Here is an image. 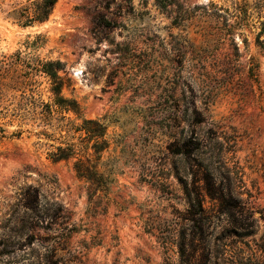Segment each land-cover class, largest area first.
Segmentation results:
<instances>
[{
    "label": "rangeland",
    "instance_id": "1",
    "mask_svg": "<svg viewBox=\"0 0 264 264\" xmlns=\"http://www.w3.org/2000/svg\"><path fill=\"white\" fill-rule=\"evenodd\" d=\"M36 1L0 0V264H264V0H58L24 25ZM56 62L78 114L54 105ZM90 119L106 191L82 152L49 158Z\"/></svg>",
    "mask_w": 264,
    "mask_h": 264
},
{
    "label": "trees",
    "instance_id": "2",
    "mask_svg": "<svg viewBox=\"0 0 264 264\" xmlns=\"http://www.w3.org/2000/svg\"><path fill=\"white\" fill-rule=\"evenodd\" d=\"M58 0H37L36 2L31 4V8H27L26 12L22 15V20H25L24 25L31 23L33 21L37 23H43L46 21L51 14L54 6L56 5ZM264 36V22L261 24V28L259 33L257 34V45L260 48L264 49V41H260V38ZM49 67H55V70H47L45 74L50 78L52 87L50 92L54 96V105L59 107V109L65 112H73L74 114H78V107L76 102L68 101L61 97V83L60 78L57 75L56 70H60L62 64L60 62H56L55 64L49 63L47 64ZM48 107V106H45ZM62 121V120H61ZM46 126H48L51 122V119L44 118L42 120ZM64 129L66 134H69L70 124L59 127V131ZM107 127L102 123V119H94V120H83L82 126L80 129L76 131H83L85 137L82 138L80 145H75L72 143H60L64 146H58L54 148L49 154V158L52 162H61L68 161L70 159L78 156L79 152H82L84 159H78L75 162L73 169L76 174V177L79 179H84L91 186H93V190L97 191H106L108 188V184L110 182L108 177H104L103 174L99 173L96 170V166L91 163L89 158V153L87 157V150L92 151V154L95 156V161H99L101 159V154L103 151L108 149V141L105 140ZM44 137L51 138V136L42 133L40 134ZM67 138V135L64 136ZM78 152V153H77ZM23 196L26 199L25 207L33 214L37 213L39 199L36 190L33 192H24ZM218 203L220 207L224 210L225 214L228 215L229 218H234V210L240 204V201L233 196L230 192L223 193L222 191L217 196ZM239 228L244 229L242 226H238ZM262 253L264 254V241L261 246ZM55 254L51 252V255L45 257L43 260L44 264H58V263H70L77 261L78 263H82L76 257H71V259L65 260L62 258L55 259ZM64 260V261H63ZM79 260V261H78ZM258 264V263H252Z\"/></svg>",
    "mask_w": 264,
    "mask_h": 264
}]
</instances>
